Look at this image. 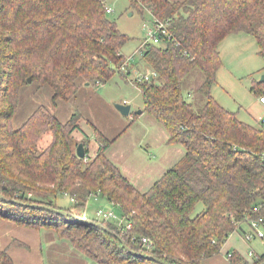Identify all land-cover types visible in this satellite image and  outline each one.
Returning a JSON list of instances; mask_svg holds the SVG:
<instances>
[{
	"label": "trees",
	"instance_id": "16d2710c",
	"mask_svg": "<svg viewBox=\"0 0 264 264\" xmlns=\"http://www.w3.org/2000/svg\"><path fill=\"white\" fill-rule=\"evenodd\" d=\"M106 7L107 0H0V219L52 230L95 264H158L149 257L203 264L218 256L242 225L264 221L262 120L258 127L246 124L213 96L222 67L220 47L228 37L253 38L264 62V0H131L130 7L141 16L150 13L168 35L159 45L146 38L137 67L131 65L133 57L122 54L131 39L109 19ZM143 64L154 72L135 85L145 112L166 130L170 143L186 151L146 192L109 160L110 144L89 162L76 155V114L61 123L40 107L22 127H12L29 78L49 85L55 102H68L79 91V80L105 84L116 72L130 79L126 65L140 69ZM195 70L204 74L200 109L182 86ZM254 83L251 92L264 97L263 84ZM47 132L51 142L42 148ZM59 195L73 199L76 209L89 196H99L118 207L131 229L111 221L85 226L35 207L62 210ZM199 204L205 208L194 216ZM142 238L150 248L142 246ZM230 254V264L264 263V253L251 260ZM0 264H15L8 249L0 250Z\"/></svg>",
	"mask_w": 264,
	"mask_h": 264
},
{
	"label": "rangeland",
	"instance_id": "374dc122",
	"mask_svg": "<svg viewBox=\"0 0 264 264\" xmlns=\"http://www.w3.org/2000/svg\"><path fill=\"white\" fill-rule=\"evenodd\" d=\"M130 1L107 0V6L113 11L108 17L115 21L118 29L131 39L122 49V54L128 59L133 57L131 65L137 67L142 59L139 50L141 51V45L147 38L143 26H152L154 18L148 12L141 16L142 13L138 9L130 7ZM220 55L222 67L218 73V83L213 90L216 101L224 109L236 113L237 118L242 122L255 127L260 126V119L264 117V106L251 92L253 82L254 85L260 83L264 74L261 72L264 62L258 55L256 41L244 34L231 35L221 45ZM129 69L130 79H125L123 73L120 75L116 72L105 84L99 81L88 83L79 80V91L68 102L62 100L55 102L54 91L49 85H41L38 82L28 83L20 91L18 110L12 121L13 129L22 127L40 107H44L49 114L56 116L61 123H66L76 114L80 127V130L72 135L76 155L78 145L84 144L89 158L84 160L89 162L96 157L99 148L108 143L110 144L107 152L109 160L138 190L148 191L164 173L183 158L186 151L182 146L170 143L166 130L145 112L143 95L135 85L147 82L141 81V77L147 74L154 76V72L144 64L138 72L126 66V71ZM203 81L202 71L195 70L182 84L184 95L192 94L190 101L196 109L204 105V98L199 91ZM262 91L264 93V84ZM118 104L130 105V116L120 114L115 107ZM139 112L143 113L139 114ZM51 137L50 132L44 135L42 148L51 142ZM95 198V195L89 196L82 209L74 208L75 201L63 195L56 198V204L59 209L69 210V216L92 222L101 223V218L97 216L99 209L104 211L113 209L119 216L118 208L112 207L102 198L98 200ZM204 208L203 204H199L194 216L201 213ZM114 223L120 227L119 221ZM10 226L0 227V234L3 232L6 234L0 235V249L6 242L10 244L9 251L17 259V264H79L77 259L81 258L79 254L67 241L59 240L54 231L20 227L13 222ZM251 243H253L251 248L257 255L264 253L258 238L253 239ZM229 253L226 254V259L230 263ZM84 260L85 264H95L86 258Z\"/></svg>",
	"mask_w": 264,
	"mask_h": 264
},
{
	"label": "built area",
	"instance_id": "2783aa9c",
	"mask_svg": "<svg viewBox=\"0 0 264 264\" xmlns=\"http://www.w3.org/2000/svg\"><path fill=\"white\" fill-rule=\"evenodd\" d=\"M106 10L108 13L113 12L112 9L109 8L108 6L106 7ZM143 28L146 31L148 41H150L156 45L161 44L162 37L168 36L167 31H166V26L162 22H160L159 20H156V19H154V23L152 26L144 25ZM123 70L125 71L124 67H123ZM153 77H154L153 74H147V75H144L143 77H141L142 78L141 81H143V80L148 81V80L152 79ZM260 103L264 106V97L260 98ZM262 125L264 128V118L262 120ZM86 160H87V158H86ZM95 197H96L95 200H98L99 196H95ZM111 206L114 208H118L114 204H111ZM97 216L99 218H101L100 220H102V221H111V222L119 221L120 227L126 226V228L128 230L131 229V225H128L126 223L125 219L122 216H120V214L118 216V214L113 209H110L109 211H104L102 209H99L97 211ZM255 238H258L260 240V242L264 248V221H262V220L252 221L250 223V226H249V232L244 235V239L246 242H251ZM141 243H142V246L144 248H150L151 247L149 240H147L145 238L141 239ZM256 255L257 254L254 250H252V249L249 250V255H248L249 257L253 258ZM231 257H232V254L229 253L228 259L230 260Z\"/></svg>",
	"mask_w": 264,
	"mask_h": 264
},
{
	"label": "crops",
	"instance_id": "0c3cea01",
	"mask_svg": "<svg viewBox=\"0 0 264 264\" xmlns=\"http://www.w3.org/2000/svg\"><path fill=\"white\" fill-rule=\"evenodd\" d=\"M140 65H141V63H140ZM138 70H140V69L139 68L134 69L135 72H138ZM217 79H218V76H217ZM86 85L89 86V84H86ZM213 96H214V92H213ZM259 102H260V100H259ZM263 118H261L260 120H263ZM10 224H11V222L0 219V227L1 228H7V227L9 228V227H11ZM244 232L245 233L249 232V226L247 224L242 225L241 230L230 235V237L228 238L227 242L225 243L221 253L218 256L212 257L210 259H206L205 261H203V264H230L229 261L226 259V254L229 252H234V251H236L237 253H239L243 257L247 258L248 260H251L252 258L248 256V252H249V249H252L251 246L253 245V243L245 241V239L243 237ZM4 234L5 233L3 232L0 235L3 236ZM9 245L10 244H7V242H6L3 245V247H1L0 250H5V249L10 250ZM9 253H10L12 259L14 260L15 264H17V259L13 256V254L10 251H9ZM79 257H81V258L75 257L78 259L79 264H85L86 261L84 260V257L82 258V256H80V255H79Z\"/></svg>",
	"mask_w": 264,
	"mask_h": 264
},
{
	"label": "water",
	"instance_id": "95a60500",
	"mask_svg": "<svg viewBox=\"0 0 264 264\" xmlns=\"http://www.w3.org/2000/svg\"><path fill=\"white\" fill-rule=\"evenodd\" d=\"M31 82H32V79L29 78L28 79V83H31ZM259 82L262 83V84H264V74H262L261 79H260ZM115 107L118 110V112L120 114H122L123 116H126V117L127 116H130V114H131V106L130 105L118 104ZM139 114H142V112H139ZM77 156L80 159H86L87 153H86L84 144H79L78 145V148H77ZM35 207L36 208L43 209V210H47V211H50V212H53V213H56V214H58L60 216H63V217H68L69 216V214L67 212H64V211H61V210H55V209H51V208H48V207H45V206H36L35 205ZM71 217L73 218V220L78 221L82 225L100 227V225L97 222H92V221H89V220H86V219H79L76 216H71ZM123 246L126 248V250H129L125 243L123 244ZM132 254L133 255L142 256V255L136 254V253H132ZM149 258L152 259V260H154L158 264H168L165 261L159 260L157 258H153V257H149Z\"/></svg>",
	"mask_w": 264,
	"mask_h": 264
}]
</instances>
